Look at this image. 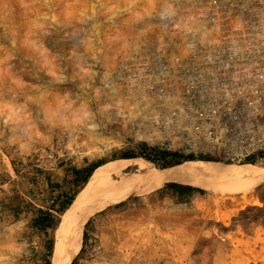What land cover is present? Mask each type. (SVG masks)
<instances>
[{
  "label": "rangeland",
  "instance_id": "1",
  "mask_svg": "<svg viewBox=\"0 0 264 264\" xmlns=\"http://www.w3.org/2000/svg\"><path fill=\"white\" fill-rule=\"evenodd\" d=\"M214 1L0 0V264H53L68 207L61 216L50 210L77 196L86 184L85 170L139 152V143L249 163L137 137L142 116L156 127L169 113L157 98L174 85L173 79L165 85L157 50L167 43V30L180 36L177 56L191 39L189 25L210 23L212 34H221V15L238 0H216V6ZM131 81L142 84L140 97L127 94ZM119 105L135 111L133 120L114 112ZM153 158L159 167L172 160ZM254 164L264 166V155ZM67 170L77 173L76 181L67 178ZM167 184L91 215L73 264H111L110 250L124 261L132 255L130 244L144 251L151 241L187 248L173 264H202L195 247L200 239L214 246L210 264L219 251L228 264H264V182L254 192L261 204L244 207L241 194L235 203L230 195L209 199L195 186L181 195ZM218 208L230 226L208 220ZM48 213L59 223L53 228L37 224Z\"/></svg>",
  "mask_w": 264,
  "mask_h": 264
},
{
  "label": "bare ground",
  "instance_id": "2",
  "mask_svg": "<svg viewBox=\"0 0 264 264\" xmlns=\"http://www.w3.org/2000/svg\"><path fill=\"white\" fill-rule=\"evenodd\" d=\"M240 10L242 11L243 8H240ZM157 18L162 19L160 17ZM210 25V23L205 24L203 27L200 26V24V27L189 25L185 30L188 32V30L191 29V39H198L200 44L204 45L206 49L209 50L211 46L219 45L222 41L221 34H212L208 28ZM167 36V43L160 45L157 50L160 54L159 59L161 63L160 67L164 74L163 78L166 80L165 85L168 84L169 86L170 82L173 81L174 85H171V89L169 88L170 90H167L165 95H162L164 96L162 99L158 95L157 98L163 105L161 109L163 111H169L167 114V117L169 116L168 119H172L173 123L183 126L187 120L190 122L192 117L185 109L182 99L183 89L179 76L180 66L177 58L182 56L188 58V48L184 45V48L181 50L182 55L177 56L178 44L176 43V40L180 38V36L173 34L168 30ZM183 41L184 39L182 38V42ZM163 47L164 49L160 50V48ZM140 73L141 71L138 74L140 75ZM171 79H173V81H171ZM135 83L131 81L128 84L126 92L127 94L129 92V94L133 93V96L140 97V94L144 91L142 89L143 86H141L142 84L139 85V82ZM143 102L145 105H149V102ZM104 110L106 114L109 112V108ZM114 112L125 113L123 114V118H127V121L133 120V115L135 113V111L124 110L123 106L120 105L117 106ZM156 117L157 114H155L154 119H156ZM145 118L146 117L142 116L139 120L142 129L137 131V137L146 139L150 142L161 140L163 135H161V132L156 128L157 126L155 127L154 124H150L153 123L152 118H149V121ZM263 182L264 166L251 162L233 164L218 160L193 159L184 160L175 165L159 167L153 161L140 156L135 158H117L110 160L99 165L92 172L88 181L68 208L67 213L64 216V226L57 236L58 242L53 264L73 263L75 257L82 249L85 225L91 215L111 206L121 204L131 198L151 194L167 183H180L201 188L209 193V199H213L217 194L223 196L230 195L229 200L235 203H240L238 195L241 194L243 198V201L241 202L244 207V205L248 204L254 206H259L261 204L259 198L256 199L254 197V192ZM211 218H216L219 221H222L224 227L230 226V223L227 222L228 215L225 211H221L220 208L217 209L215 216L211 210L209 211L208 220ZM207 242L208 240L206 239H200L195 246L198 251H202L199 255L202 264H210L212 261L211 252L214 250V246L209 245L206 247L205 244ZM209 242L211 243L212 241ZM174 247L173 242L151 241L149 247H146L144 251H140L139 246L130 244L132 255L129 258L120 261L118 258L113 257L111 250L109 252V257L112 256L111 264H160L161 260H164L165 264H173L177 263L182 258L177 257L180 252H185L184 246H182V248L179 246ZM158 249L161 250L158 251ZM242 258L246 259V257ZM228 260V257L222 251H219L214 264H228Z\"/></svg>",
  "mask_w": 264,
  "mask_h": 264
},
{
  "label": "built area",
  "instance_id": "3",
  "mask_svg": "<svg viewBox=\"0 0 264 264\" xmlns=\"http://www.w3.org/2000/svg\"><path fill=\"white\" fill-rule=\"evenodd\" d=\"M227 7L221 43L207 50L189 39L188 58H177L191 121L179 126L163 115L157 128L170 145L241 163L264 153V0Z\"/></svg>",
  "mask_w": 264,
  "mask_h": 264
},
{
  "label": "trees",
  "instance_id": "4",
  "mask_svg": "<svg viewBox=\"0 0 264 264\" xmlns=\"http://www.w3.org/2000/svg\"><path fill=\"white\" fill-rule=\"evenodd\" d=\"M138 148H139V152H136L134 154H124L122 157L124 158H132V157H144L146 159H149L151 161H155V159L153 158V155L159 156L161 159L166 160L168 157H170L172 160L167 162L168 165H164L163 167L169 166L171 164H179L181 162H183L184 160H193V159H204V160H214L213 158L210 157H200V158H196L193 155H184L181 153H174L171 151H168L167 149H163L160 146H154V147H148V145L146 143H139L138 144ZM263 154H261V156H263ZM246 162H251L254 163V160H250V161H246ZM97 168V166L94 167H89L87 170H85V176L83 177L82 181L83 182H87L90 175L92 174V172ZM81 171H78V174ZM167 187H171L172 189H174L175 191L179 192L180 194L184 195V193H191L193 191L198 190V188H195L193 186H189V185H182L179 183H168ZM76 195H74V197L70 198L68 201L64 202V207H60L58 208L60 213H64L65 209L72 204L74 198ZM53 214L48 213L46 214L45 217L41 218L37 224L41 225V226H46V227H50L53 223V221H51V219H53ZM55 218V217H54ZM73 264V263H72Z\"/></svg>",
  "mask_w": 264,
  "mask_h": 264
},
{
  "label": "crops",
  "instance_id": "5",
  "mask_svg": "<svg viewBox=\"0 0 264 264\" xmlns=\"http://www.w3.org/2000/svg\"><path fill=\"white\" fill-rule=\"evenodd\" d=\"M78 169V171H81V170H83V169H85V167L84 168H77ZM66 173H67V178H69V179H72L73 181L75 180L76 181V178H77V173L75 172V174H74V171H72V170H67L66 171ZM72 175V176H71ZM171 188V187H170ZM53 189V188H52ZM172 189V188H171ZM173 191H175L174 189H172ZM175 192H177V191H175ZM60 193H62V196H60V197H64V192L63 191H61ZM67 193V192H66ZM178 194H180L179 192H177ZM190 193H184V195H189ZM182 195V194H181ZM59 209H57V210H50V211H53L54 213H56L57 215H59V216H61L60 214H63V213H60L59 211H58ZM59 216H58V218H59ZM55 217V216H54ZM57 219V218H56ZM56 224H59L58 223V221H55L49 228H53Z\"/></svg>",
  "mask_w": 264,
  "mask_h": 264
}]
</instances>
